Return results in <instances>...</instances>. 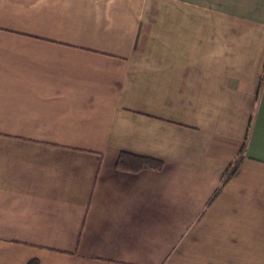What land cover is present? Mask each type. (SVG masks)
Here are the masks:
<instances>
[{
  "label": "crops",
  "instance_id": "crops-1",
  "mask_svg": "<svg viewBox=\"0 0 264 264\" xmlns=\"http://www.w3.org/2000/svg\"><path fill=\"white\" fill-rule=\"evenodd\" d=\"M32 261L264 264V0H0V264Z\"/></svg>",
  "mask_w": 264,
  "mask_h": 264
},
{
  "label": "trees",
  "instance_id": "trees-1",
  "mask_svg": "<svg viewBox=\"0 0 264 264\" xmlns=\"http://www.w3.org/2000/svg\"><path fill=\"white\" fill-rule=\"evenodd\" d=\"M245 148V141L241 145L238 157L233 160L229 167L225 170L221 185L214 193L213 197L218 193L222 184L234 173L237 169L240 159H242L243 151ZM115 166L119 170L137 172L143 169L160 170L162 168V161L153 157L138 155L128 152H120L117 156ZM31 264H36L32 261Z\"/></svg>",
  "mask_w": 264,
  "mask_h": 264
}]
</instances>
